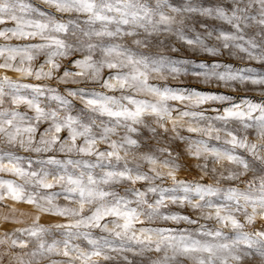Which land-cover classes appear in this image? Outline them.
<instances>
[{
  "label": "snow or ice",
  "instance_id": "1",
  "mask_svg": "<svg viewBox=\"0 0 264 264\" xmlns=\"http://www.w3.org/2000/svg\"><path fill=\"white\" fill-rule=\"evenodd\" d=\"M0 173V264H264V0H0Z\"/></svg>",
  "mask_w": 264,
  "mask_h": 264
},
{
  "label": "rangeland",
  "instance_id": "2",
  "mask_svg": "<svg viewBox=\"0 0 264 264\" xmlns=\"http://www.w3.org/2000/svg\"><path fill=\"white\" fill-rule=\"evenodd\" d=\"M30 2L33 4H39L40 0H30ZM194 59L198 61L200 58L195 57ZM224 60H228V58L225 57ZM229 62H232L234 64L239 63V61H229ZM169 82L172 85L192 87V88H196L197 90H207V89L216 90L218 89L220 92H226V93L231 92V89H226L223 86H218L215 83L205 84L192 77H185V78H180L177 80H170ZM187 159L191 162V158H187ZM0 176L11 178L10 174H7V173H0ZM20 207H22V210H25V211L27 210L25 206H20ZM4 211H5L4 207L0 205V213H3ZM47 222H55V218H52L49 216L42 217L41 223H47ZM5 227L6 225L3 222H0V231H3ZM56 235L58 236L59 234L57 233ZM77 242L80 243L82 247L86 246V243H87L86 241H77Z\"/></svg>",
  "mask_w": 264,
  "mask_h": 264
}]
</instances>
